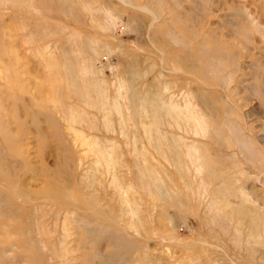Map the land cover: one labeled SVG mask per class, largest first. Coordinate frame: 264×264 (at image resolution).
Returning <instances> with one entry per match:
<instances>
[{
	"label": "rangeland",
	"instance_id": "374dc122",
	"mask_svg": "<svg viewBox=\"0 0 264 264\" xmlns=\"http://www.w3.org/2000/svg\"><path fill=\"white\" fill-rule=\"evenodd\" d=\"M0 264H264V0H0Z\"/></svg>",
	"mask_w": 264,
	"mask_h": 264
}]
</instances>
